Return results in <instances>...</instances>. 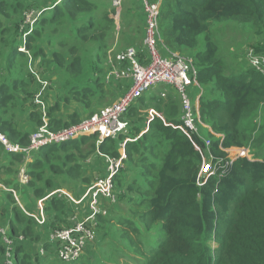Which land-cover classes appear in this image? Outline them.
<instances>
[{
  "label": "trees",
  "instance_id": "obj_1",
  "mask_svg": "<svg viewBox=\"0 0 264 264\" xmlns=\"http://www.w3.org/2000/svg\"><path fill=\"white\" fill-rule=\"evenodd\" d=\"M149 1H160L159 24L166 47L175 52L192 51L200 67L199 83L206 90L200 99V115L202 122L211 128V137L201 135V139L181 130L182 106L177 98H162L155 93L142 97L143 103L155 105L164 118L153 119L149 128L151 133H159L154 138L159 139L165 150L158 160L137 149L141 153L140 163L145 167L143 174L148 183L143 184L145 190L139 183L126 187L130 201L136 203L133 212L136 218H133L138 219L144 231L152 232L156 228L157 234H161L155 240L157 247L154 250L147 244V252H141L144 257L142 264H264V122L260 126L253 122L254 115L264 107V77L256 72H237L229 67L220 53L218 42L210 35L212 24L226 21H244L249 24L247 27L261 34L264 31V0ZM102 9L110 7L100 6L97 0H0V19L4 18L0 22V131L11 143L27 146L31 135L46 120L49 128L57 131L85 119L77 111L72 112L68 121L55 119L54 113L63 104L57 101L47 107L46 90L51 89L50 97H53V76L60 77L62 90L73 96L70 98V94H65L61 97L64 104L84 109L79 103H85L86 86H91L85 82L90 76L85 71L81 55L84 45L93 40L103 42L98 45L90 64L93 74H102L110 45L106 39L115 34L113 22L104 17L107 30L100 37L90 35L96 32V14ZM24 13L38 15L33 20L30 17L33 21L31 28L24 19ZM14 14L19 15V20H9ZM126 14H130L129 11ZM129 16L132 18L131 14ZM7 26L12 27L9 29ZM124 27L122 24L121 29ZM25 33V48L33 58L20 51ZM119 34L122 35V31ZM203 36L204 45L201 46L200 38ZM103 50L104 53L101 52ZM256 51L264 50L258 46ZM36 60L38 64H35ZM100 76L97 75L93 83L103 84L104 89L112 90L115 83H105L107 76ZM80 86L86 93L77 98ZM43 87L46 89L41 93ZM90 91L97 92L91 88ZM94 97L97 98L96 95ZM74 98L79 103L72 106ZM20 99L23 100L22 105L19 104ZM43 104H46L45 111H42ZM17 108L27 114L26 117L36 126L34 132L22 133L16 129V118L19 122L25 121L24 116L15 111ZM129 122L132 123L131 120ZM150 131L140 141L129 133L127 137L132 141L126 143L125 153L135 151L132 149L134 146L144 145L145 140L152 138ZM125 138L122 135L117 140H106L97 145L96 136L84 137L43 149L39 153L44 152L45 156L41 158L35 153L32 162H27L22 155L7 153L0 144L5 156L0 167L9 165L10 169L19 170L24 163L29 176L43 177L48 163L52 170L50 174H55L48 179L46 187L50 188L53 177L62 176V172L68 175L63 179L80 178L76 176L82 163H79L74 149L92 146L106 156L120 157V145ZM206 141L210 144L207 145ZM112 142L119 143L111 146ZM149 146L151 144L145 150L155 154ZM247 147L252 150L253 158L231 160L225 151ZM53 153L60 156L58 164L53 161ZM126 156L129 160L131 154ZM208 164L211 172L202 174ZM127 173L128 170L120 172L116 181L128 179L131 175ZM150 174H153L152 178L148 177ZM51 190L45 192L44 188H35L34 196H47ZM12 191L15 190L9 187L11 194ZM53 198L49 199L53 210L65 214L68 207L62 203L63 200L53 201ZM6 211L2 214L6 219V225H3L17 242L15 264H39L52 255L56 245H51L42 233L34 231L32 221L17 205L12 206L10 216ZM21 236L23 241L18 240ZM141 242L134 244L140 248ZM26 243H30L28 247H38L32 253L24 254ZM41 248L47 252L45 256L40 255ZM0 252L3 255L2 247ZM52 256L53 260L57 258L54 254Z\"/></svg>",
  "mask_w": 264,
  "mask_h": 264
},
{
  "label": "rangeland",
  "instance_id": "obj_2",
  "mask_svg": "<svg viewBox=\"0 0 264 264\" xmlns=\"http://www.w3.org/2000/svg\"><path fill=\"white\" fill-rule=\"evenodd\" d=\"M97 1H98L100 6H102V7H108L109 6L110 9H108V10L102 9L100 11H97V14H96L97 19L95 21L96 32L94 34H90V35H95V36L100 37L107 30L104 28V25H106V23H107L106 21H104V17H109L110 21L113 22L112 24H113V26H115V34L108 36L106 39L110 43V45H108V51H107L109 54L107 61L110 62V66L111 67L114 66L115 69H117L119 71L122 70L123 65L116 62L115 55L119 50H122V49L125 50V48H127L129 46H133L134 48H136V50L138 52V60L143 62L144 61L143 53L146 51V46L144 44L145 25H146L145 20L146 19H145V15H144V12L142 9V0H97ZM127 11H129L130 13H134V17H135V18L133 17L134 20L129 16L130 14H126ZM107 12H108V14H107ZM33 15H34V13H29V14L24 13V16H25L24 19H26V21L29 22V24H30L28 26L29 28L32 27L31 23L33 22V21H31L30 17L32 16V20H33L38 16V15H35V16H33ZM79 17H80V14H79ZM140 17L143 18L144 30H142L140 25H139L140 23H139L138 18L140 19ZM2 19H4V18L2 17L0 19V22H2ZM11 19H15L17 21V20H19V15L14 14V15H12L11 18H9V20H11ZM159 19H160V17H159ZM122 24L125 27L121 29ZM246 25H249V24L244 22V21H226V22H220V23L215 22L214 24L211 25L210 35L215 41L218 42L219 48H220V53H221L222 57L225 58L228 66L231 67L233 70H235L237 72H239V71H252V72H256L258 74L264 73V71H258L256 69L251 68L248 64V59H247V55L250 52H253L255 54H258V55L264 57V51L263 52L256 51V47H258V46L262 47V50H264V31H261L262 33L259 34L254 28L252 30L251 28L247 27ZM11 27L12 26H10L8 28L11 29ZM24 28H26V26H24ZM121 31H122V35L119 34ZM6 34H5V37H6ZM203 39H204V36H203V38H200L201 46L204 45ZM25 40H26V33L23 37V42H22L20 51L28 54V51L25 48ZM49 40H51V39H49ZM94 42H95V40L91 41V43H85V45H84L85 50L83 51V54H81L84 58L83 63L86 67L85 71H87L88 75L90 76L88 81L85 80V82H87L89 85H91V86H86L88 89V94H87L85 103H79L78 100L76 98H74L73 99L74 103L72 104V106H73V105L79 103L84 108L81 115L86 120L91 118L94 114H96L97 111H100L101 109H103L105 107H109V106L113 105L114 102L117 101V98L121 97L123 92H126L128 90V88L131 84L130 79H121L118 81H116L114 79H112L111 81L107 80V77H108L107 73H108V71L111 70V67L107 66V65L105 66L103 73L102 74L97 73V75H99V76L101 75L100 76L101 78H104L105 76H107L105 79V83H107V81H109V83H111V82L115 83L117 85V88L120 87L119 90L116 89V92L118 95H112L111 90H109L107 88H105V89L103 88V84H101L99 86V85L93 83V79L96 78L97 75L93 74L90 71V69H91L90 64H91L92 58L95 57L94 54H95L96 49L98 48V45L103 44V42H100V43L99 42L94 43ZM157 49L164 58H169L168 52L166 51V49L164 48V46L161 43L158 44ZM170 51L175 52L174 50H170ZM101 52L104 53V50ZM181 53L189 55L191 57H194L192 51L184 50ZM27 56L30 58L31 57L33 58L32 53H29ZM35 64H38L37 60L35 61ZM197 67L200 70V67L198 65H197ZM53 79L55 80V82L53 83V97H50V95H51L50 90L51 89H47L46 90V98H47L46 103H47V107L51 103H53V105H54L57 101H59L60 105L63 104L57 110V112L54 113V115H57V114H60V112L63 110L64 107H67V106L70 107L71 106V104H68V103L64 104V101L61 97H64L65 94L67 96H69V94H70V96H71L70 98H73V96H72V93H69V94L67 93L65 85L64 86H65L66 92H64L62 90V84H63L62 82L63 81L60 80V77L57 79V76H53ZM101 81H103V80H101ZM198 81H200V78L198 79ZM78 88L80 89V94H77V98H81V96H83L82 93H86V91H84L85 88L83 86H80ZM90 88L92 90L96 89L97 92L96 91H90ZM45 89H46V87H43V90L41 93H44ZM103 89L105 90V92L104 91L102 92ZM202 89H203V94L205 95L206 90H204V88H202ZM165 90L171 96L177 95V92L174 88H172L168 85H160L156 88V90H150L146 96L149 97L154 93L159 94ZM188 94H190L192 102L195 103V101L198 98V95L200 94V91L197 87H192V88L188 89ZM95 95L97 98L94 97ZM216 95L218 96V94H216ZM21 102L23 103L22 99H20L19 104ZM41 106H42V111L43 110L45 111L46 104H43ZM75 107H76V105H75ZM98 108H100V110ZM199 109H200V103H199ZM124 118H127V119L129 118V120H131V122H132L131 123V129L132 130L130 129V135H132V136L134 135V139L136 137V140L139 139V141L145 136L146 133H148L150 131L151 128H149V123L151 121H154L153 119L161 118L164 120V118L159 115V112L157 111L156 106L149 103V102L143 103L142 98L139 100L137 105L135 104V106L130 110L129 113L127 112L123 116V119ZM85 119H83V120H85ZM253 122H254V124L259 125V126L261 123L264 122V107L259 109L258 113L256 115H254ZM203 124L206 127L201 125L200 123H197V126H198L200 132L202 133L203 136H205L207 138L211 137V135H209L211 128L207 124H205V123H203ZM43 125H41V126H43ZM150 133H151V131H150ZM151 135H152V138L150 137L147 140H145L144 145L140 144L139 146L138 145L134 146L132 149H134L135 151L127 152V154H131V156L129 157V160H127L128 158L126 156L127 155L126 153H125V155H123L124 157L126 156L125 162H124V167L126 168V170H128V172H131V174L135 175V176L132 177V175H131L128 177V179H124V180L119 179V183L116 181V183L114 184L115 190L117 188L119 189L120 196H121V193H123L122 196L120 197V204L117 203L113 206L106 205L105 208L108 209L109 211H111V213L107 216H102V217H99L97 219L98 226L96 227V230H94V238L87 241V243L85 244L84 251H83V254H82L80 261H78L77 263H74V264H142V262L144 261V257H143V255L141 256V252H143V253L147 252L146 251L147 250L146 249L147 244L149 245V248L152 246L153 250L157 247V243L155 242V240L158 239V237H160L161 234H157L158 232H157L156 228L152 232H147V231L143 230L138 219H136V220L134 219V218H136L133 214V212L136 209V203L131 202L130 197H128L129 194L126 193L127 185H130V184L139 185L140 184L142 189L145 190V186L143 184L148 183L146 178H144V174H143V170L145 169V167H143L142 163H140L141 153L139 151H137V149H141L142 151L151 155V157H154V159H158V160H160V158H161L160 155L162 153H164V151H165L164 145L159 141V139H157V137L154 138V136L159 135V133L153 132V133H151ZM94 143H96V142H94ZM116 143L118 145L119 142H116ZM149 144H151V146H149V148L154 149L153 152L155 154H151L147 150H145V147H147ZM110 145L111 146L112 145L117 146L115 144V142H112ZM234 149H238V148H234ZM245 149H250V148L247 147ZM1 151H2V148L0 147V152ZM74 151L77 153L79 163L87 164L88 161H91L93 159L95 162H97V164L98 163L100 164L97 167V171L103 169V174H104V169L106 167L104 164V159H105L104 156H106L105 153H99L98 149L94 148L92 146H91V148L74 149ZM121 151H123V150H121ZM149 151H151V150H149ZM250 151H251V149H250ZM227 153H228L229 157H231V158L235 157V151L234 152L230 151ZM37 155L39 157L43 158V156H45V153L44 152H42V153L37 152ZM59 157L60 156L57 153H53V161L57 164L59 163V161H57L59 159ZM100 158H102L103 160H100ZM127 161H128V163H127ZM23 164L24 163L21 164L19 170H16V168L15 169L12 168L11 170L3 171V173H0L1 175L4 173L7 175H13L15 183L17 185V190L19 192V195H16L13 193L11 194L8 191V192H6V194L3 197H1V199H0V214L1 215L3 213H5V210H7L6 212H8L9 214H11L12 206H14V205L18 206L19 205L18 199L23 192L27 193L24 196L26 199H29L30 196L38 199V198H40L39 196H36V195L34 196L35 188H44L45 192L55 188L54 185H55L56 180L53 182L52 187H50V188L46 187L47 183H48V179L55 175V174H53V175L50 174L52 172V170H51V168L50 169L48 168V166H49L48 163H46L47 170L43 174V177H36V176L31 177V176H29L28 179H30V180L27 179L28 182L22 183L20 181L19 174H20L21 169L25 166V165L23 166ZM101 166H103L102 169H101ZM13 167H18V165L13 166ZM5 169H7V168H5ZM63 169L64 168H62L60 170L62 171ZM126 170L124 169L121 172H124ZM100 172L101 171H98L97 173H100ZM61 174H63V175L58 176L56 178L53 177V179L58 180V179H63L64 177L68 176V175H64V172H62ZM61 174H59V175H61ZM96 174L92 175V176H94L93 180L84 181V183L88 185V191L93 186L94 179L97 177ZM81 176H82L81 173H77L76 177H81ZM137 177L140 180H138ZM148 177L152 178L153 174H150ZM41 178H42L41 182L38 181ZM4 185H7V183L4 182ZM69 185L70 184L65 185L64 188L69 189V191L74 190V187H71ZM88 191L86 194H88ZM45 192L42 191V193H45ZM8 193H10V194H8ZM14 195H15V197H14ZM132 195L137 196L136 193H133ZM47 196H49V198H51L53 196L54 197L53 201H55L57 199L63 200L62 203L68 207L67 210L68 211L71 210V207H70L71 203L68 202L67 200H65L62 195L49 192V194ZM89 196H90V194L87 195L88 201H89ZM118 201H119V198H118ZM118 204H119L121 209L115 210L114 208L117 209ZM75 206L79 210H81V209L83 210V208H84V207L80 206L79 204H77ZM87 209H89V205H87ZM51 211H53V206H51ZM63 218H64V216H63ZM79 218H80V220L85 219V217L82 215V213H78V211L75 210V211H73V214L68 217V219H69L68 223L66 222V219H64L63 221H62V219H58V222H61V221L63 222L61 225H59V229H63L64 227H66V228L70 227ZM0 221L2 224L6 225V223L2 220L1 216H0ZM65 223H67V224H65ZM95 231H96V233H95ZM44 232H45V234H44L45 238L47 240L48 236L51 237L54 233H56L58 231H53V233H51L52 231H50V232L48 231L47 233H46V231H44ZM140 241H143V242H141L142 246L140 248H138V246H136V244H134V243H136V242L139 243ZM0 247L3 248V255H4V247L2 246L1 241H0ZM23 252H24V254H25V252L27 254L29 253V251L27 249H25ZM53 254L57 257L56 250L54 252H52V255ZM3 255L0 252L1 258ZM55 256H54V258H55ZM57 258L54 260L52 259L53 264H69V263H64L62 261L60 263L57 260ZM47 260H50V256L47 258ZM102 260H104L106 262H102ZM31 263H32V261H31ZM39 264H46V263L43 260ZM49 264H51V262H49Z\"/></svg>",
  "mask_w": 264,
  "mask_h": 264
},
{
  "label": "built area",
  "instance_id": "obj_3",
  "mask_svg": "<svg viewBox=\"0 0 264 264\" xmlns=\"http://www.w3.org/2000/svg\"><path fill=\"white\" fill-rule=\"evenodd\" d=\"M142 9L145 15V36L144 44L146 51L143 53L144 61L138 60L136 48L130 47L116 56V62L123 65L121 71L111 67L107 80L130 79L128 90L111 106L98 111L91 118L85 119L76 125L53 131L49 128L47 120L30 137L27 146L11 143L6 135L0 132V144L9 154L22 155L27 162H32L35 153L55 145H63L79 140L84 137H97V144H102L106 140H117L120 136H125V141L121 143L120 157L104 156L105 171L102 176L94 179L92 188L88 191L89 209L84 220L77 219L73 225L58 231L47 241L51 245H56V253L59 261L73 264L82 257L85 244L94 238V230L98 226L97 219L111 213L106 209V205L113 206L118 203V195L114 184L116 177L125 168V145L132 141L127 136L130 133L131 123L123 116L139 102L150 90H155L160 85H168L174 88L178 95V100L182 106L181 130L188 135H196L201 138L197 123L205 126L201 120L199 103L203 94V89L198 81L200 70L194 57L181 52L170 51L163 41L159 17L160 1L150 2L142 0ZM161 43L169 54V58H164L158 51L157 46ZM248 64L251 68L264 71V57L253 52L247 55ZM264 76V73H261ZM197 87L200 91L195 103L192 102L188 89ZM162 98L169 95L161 92ZM41 103L40 101H36ZM206 127V126H205ZM219 136V135H218ZM202 139V138H201ZM209 145L210 141H206ZM226 152L235 151V157L228 158L234 160L238 157L251 158L248 149H227ZM211 165L204 166L202 174H209ZM29 175L24 166L19 174L20 181L28 182ZM28 179V180H27ZM62 195L63 192H57ZM87 194V195H88ZM115 207V206H114ZM96 233V231H95ZM23 241V237H18ZM0 241L4 247V255L1 264H15L14 251L16 241L9 235L6 226L0 223ZM18 241V242H19ZM16 242V243H15ZM40 255L45 256L44 248L39 250Z\"/></svg>",
  "mask_w": 264,
  "mask_h": 264
},
{
  "label": "crops",
  "instance_id": "obj_4",
  "mask_svg": "<svg viewBox=\"0 0 264 264\" xmlns=\"http://www.w3.org/2000/svg\"><path fill=\"white\" fill-rule=\"evenodd\" d=\"M130 14L132 16V19L134 20V18H135L134 17V13H130ZM138 20H139V23H140L139 25H140L141 29L144 30L143 18L140 17V19L138 18ZM130 47H133V46H129V47L125 48V50L128 49V48H130ZM125 50H123V49L122 50H119L116 53L115 58H116V56L119 53H121V52H123ZM108 55L109 54L107 53V56ZM106 64H107V66H109L110 62L106 61ZM109 72H108V74H109ZM116 89L119 90L120 87L117 88V85L115 84L113 86L112 90H111L112 95H118L117 92H116ZM164 92L168 93L166 90ZM124 93L125 92H123V94ZM155 94H157V93H155ZM160 94L161 93H159L158 95L160 96ZM169 96H171V95H169ZM173 97H175V98L178 99V95L173 96ZM119 98L120 97H118L117 100ZM20 104L22 105V102ZM99 110H100V108H99ZM15 111H17V113L21 117L24 116V119H25L24 122H21L20 121L21 123L19 122V119L18 118L15 119V121L17 122L16 129L18 131L22 132V133H32V132H34V130L36 129V126L29 121V119L26 117L27 114H23L20 111V109L18 110V108ZM74 111H77V113H82L83 112V110L81 108H79L78 106L77 107H72V108L69 107V106H67V107H64L63 108V110L60 112V114L55 115V119H58V120L59 119H63V121H68L69 116ZM65 128H67V127H65ZM123 137H125V136H123ZM69 152L70 151H68L66 153H69ZM4 158H5V156H4L3 152L1 151L0 152V165H2V162H3ZM100 160H103V159L100 158ZM4 164H8V163L7 162H4ZM99 165H100L99 163L97 164V162H95L92 159L91 161H88L87 164H82L81 170H80V173L82 174V176L80 178L75 179V180L73 178H71V177L65 178V179H58V180L57 179H53V181L56 180L55 181V185H54L55 188H54V190L52 189L51 192L52 193H57V192H60V191L63 192L62 196L64 197V199L71 203V205L69 204L70 207H71V210L70 211L67 210L65 212V214L57 213L54 210L51 211V206L50 205L52 203L49 202V199H50L49 196H41L38 199L33 198L32 196H30L29 199H26L24 196L27 193L23 192L21 194V196L18 199V204H19L18 207L21 209V211L24 214L27 215L28 219L30 221H32V223L34 225V227H33L34 231H36L38 233L40 232V233L43 234V236H45L44 235L45 234L44 231H46V233H47L48 231L50 232V231H52L54 229H58L59 228V225H61L63 223L62 221L64 219H66V222L68 223L69 222L68 217L71 216L73 214V211H75V210H77L78 213H82V215L85 218L87 217V213H88L87 205L89 204V201L87 199V194L86 193L88 191V185L85 184L84 181H91V180H93L94 176H92V175H95L98 171H101V172L96 174L97 177L103 175V169H102L103 166H101V169L102 170H98L97 171V167ZM9 167H11V166H9V165L8 166H1L0 167V173H3V171L11 170ZM5 168H7V169H5ZM13 169H15V168H13ZM104 171H105V169H104ZM127 175H132V174H131V172L130 173L128 172ZM0 179H1V181H0V199H1V197H3L6 194V192L9 191V187H11L13 190H15V191H12L13 194L19 195V192L17 190V185L15 183V180H14V176L13 175H7L5 173L2 174V175L0 174ZM4 182L7 183V185H4ZM71 182H72V184H71ZM68 184H70L69 186L74 187V190L69 191V189H65L63 187L64 185H68ZM116 192H117V195H118V198H119V204H120V197L121 196H119L120 195L119 189H116ZM8 194H10V193H8ZM14 197H15V195H14ZM77 204H79L80 206L84 207L83 210L82 209L79 210L75 206ZM119 204L117 206L118 208L115 209V210L121 209L120 206H119ZM8 215L10 216V214H8ZM63 216H64V218H63ZM1 218H2L3 221H6V219L2 215H1ZM58 219H62V221L61 222H58ZM67 223H65V224H67ZM28 246H30V243H26L23 246V248H24V250L27 249L31 253L33 252V250H36V247H38V245H36V246L33 245V248L32 247H28ZM48 256H50V260H47V258H44L43 259L44 262L46 264H49V262H51V264H53V260H52L53 259V256L52 255H48ZM43 260H41V261H43ZM1 262H2V258L0 256V264H1ZM102 262H104V261L102 260Z\"/></svg>",
  "mask_w": 264,
  "mask_h": 264
},
{
  "label": "clouds",
  "instance_id": "obj_5",
  "mask_svg": "<svg viewBox=\"0 0 264 264\" xmlns=\"http://www.w3.org/2000/svg\"><path fill=\"white\" fill-rule=\"evenodd\" d=\"M261 75V74H260ZM261 76H263V75H261ZM264 77V76H263ZM97 145H100V144H97ZM249 151H250V149H248ZM250 155H251V158H253L254 157V155H253V152H252V150L250 151ZM117 193V192H116ZM119 202V201H118Z\"/></svg>",
  "mask_w": 264,
  "mask_h": 264
}]
</instances>
